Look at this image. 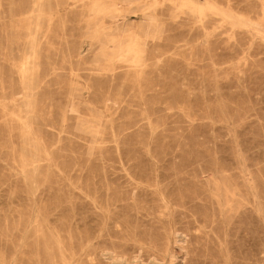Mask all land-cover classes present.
Masks as SVG:
<instances>
[{
    "label": "rangeland",
    "instance_id": "1",
    "mask_svg": "<svg viewBox=\"0 0 264 264\" xmlns=\"http://www.w3.org/2000/svg\"><path fill=\"white\" fill-rule=\"evenodd\" d=\"M0 264H264V0H0Z\"/></svg>",
    "mask_w": 264,
    "mask_h": 264
},
{
    "label": "bare ground",
    "instance_id": "2",
    "mask_svg": "<svg viewBox=\"0 0 264 264\" xmlns=\"http://www.w3.org/2000/svg\"><path fill=\"white\" fill-rule=\"evenodd\" d=\"M41 4H42V3H41ZM48 9H49V8H48ZM39 15H40V14H39ZM148 26H149V25H148ZM32 40H33V39H32ZM29 53H30V52H29ZM22 54H23V53H22ZM19 66H20V65H19ZM27 66H28V65H27ZM28 68H29V67H28ZM28 68H27V69H28ZM30 68H32V67H30ZM30 70H31V69H30ZM30 70H29V71H30ZM33 70H34V69H33ZM23 72H24V71H23ZM23 72H22V73H23ZM27 72H28V71H27ZM27 72H26V73H27ZM33 73H34V72H33ZM24 74H25V73H24ZM30 75H31V74H30ZM32 76H33V74H32ZM32 76H31V77H32ZM23 77H24V76H23ZM23 77H22V78H23ZM29 77H30V76H29ZM27 79H28V77H27ZM23 80H24V79H23ZM31 80H32V79H31ZM34 81H36V80H34ZM28 82H29V81H28ZM31 82H32V81H31ZM31 82H30V83H31ZM25 83H26V82H25ZM30 83H28V84H30ZM35 84H36V83H35ZM29 86H30V85H29ZM22 87H23V86H22ZM24 87H25V85H24ZM27 87H28V86H27ZM34 87H35V85H34ZM22 89H23V88H22ZM25 91H26V90H25ZM25 91H24V92H25ZM33 91H34V90H33ZM35 91H36V90H35ZM27 93H28V92H26V94H27ZM30 95H31V94H30ZM30 95H29V96H30ZM25 96H26V95H25ZM26 97H27V96H26ZM33 97H34V95H33ZM23 98H24V96H23ZM31 99H32V97H31ZM34 100H35V99H34ZM30 101H31V100H30ZM23 102H24V101H23ZM26 102H27V101H26ZM26 102H25V103H26ZM31 102H32V101H31ZM31 102H30V103H31ZM30 103H29V104H30ZM27 104H28V102H27ZM31 106H32V105H31ZM27 107H28V106H27ZM33 108H34V107H32V109H33ZM25 110H26V109H25ZM27 110H28V108H27ZM30 110H31V109H30ZM32 111H33V110H32ZM26 112H27V111H26ZM27 113H28V112H27ZM29 114H30V113H29ZM28 116H29V115H28ZM30 117H31V116H30ZM26 119H27V118H26ZM28 119H29V118H28ZM33 120H34V119H33ZM28 124H29V123H28ZM28 126H29V125H28ZM29 127H30V126H29ZM32 129H33V128H32ZM29 130H30V129H29ZM27 133H28V132H27ZM32 135H33V134H32ZM26 139H27V138H26ZM32 139H33V138H32ZM26 145H27V144H26ZM22 159H23V158H22ZM38 161H39V160H38ZM25 164H26V163H25ZM34 169H36L35 166H34ZM32 187H33V186H32Z\"/></svg>",
    "mask_w": 264,
    "mask_h": 264
}]
</instances>
